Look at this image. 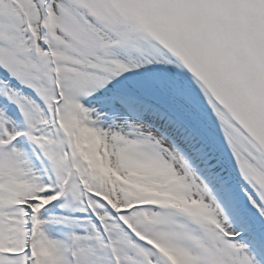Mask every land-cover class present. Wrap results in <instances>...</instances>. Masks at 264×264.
I'll return each instance as SVG.
<instances>
[{"label":"snow or ice","instance_id":"snow-or-ice-1","mask_svg":"<svg viewBox=\"0 0 264 264\" xmlns=\"http://www.w3.org/2000/svg\"><path fill=\"white\" fill-rule=\"evenodd\" d=\"M0 264H264V0H0Z\"/></svg>","mask_w":264,"mask_h":264}]
</instances>
